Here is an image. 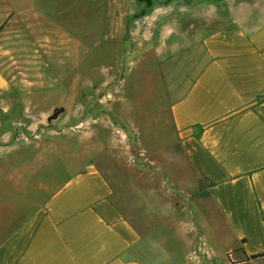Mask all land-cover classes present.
Wrapping results in <instances>:
<instances>
[{"label":"rangeland","instance_id":"rangeland-1","mask_svg":"<svg viewBox=\"0 0 264 264\" xmlns=\"http://www.w3.org/2000/svg\"><path fill=\"white\" fill-rule=\"evenodd\" d=\"M149 6L0 0V243L32 210L24 198H42L45 184L57 187L97 161L114 182L165 179L160 221L151 218L147 227L161 247L150 252L151 264H189L183 244L220 264L237 258L208 182L189 168L175 139L172 81L161 77L146 39L128 28ZM171 35L170 43L178 40Z\"/></svg>","mask_w":264,"mask_h":264},{"label":"crops","instance_id":"crops-1","mask_svg":"<svg viewBox=\"0 0 264 264\" xmlns=\"http://www.w3.org/2000/svg\"><path fill=\"white\" fill-rule=\"evenodd\" d=\"M171 1L152 0L128 28L172 81L175 139L237 240L228 264H264L251 258L264 252V0ZM165 184L114 182L90 161L57 187L45 184L42 198H24L34 205L0 243V264H151L161 247L147 227L160 221ZM183 245L189 264H220Z\"/></svg>","mask_w":264,"mask_h":264},{"label":"trees","instance_id":"trees-1","mask_svg":"<svg viewBox=\"0 0 264 264\" xmlns=\"http://www.w3.org/2000/svg\"><path fill=\"white\" fill-rule=\"evenodd\" d=\"M145 1V0H144ZM149 3H151L152 0H147ZM264 256V252L263 253H259V254H255L253 256H251V258H257V257H261Z\"/></svg>","mask_w":264,"mask_h":264}]
</instances>
